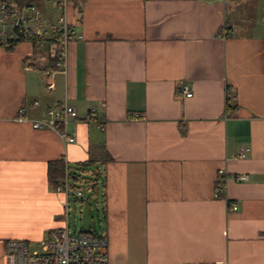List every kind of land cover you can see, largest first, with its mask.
Listing matches in <instances>:
<instances>
[{
  "label": "crops",
  "instance_id": "obj_1",
  "mask_svg": "<svg viewBox=\"0 0 264 264\" xmlns=\"http://www.w3.org/2000/svg\"><path fill=\"white\" fill-rule=\"evenodd\" d=\"M69 17L65 70L0 45V264L7 239L64 225L61 158L102 170L109 264H264V0H70ZM64 105L74 142L32 125Z\"/></svg>",
  "mask_w": 264,
  "mask_h": 264
},
{
  "label": "built area",
  "instance_id": "obj_2",
  "mask_svg": "<svg viewBox=\"0 0 264 264\" xmlns=\"http://www.w3.org/2000/svg\"><path fill=\"white\" fill-rule=\"evenodd\" d=\"M55 10V15L47 12L39 3L17 6L9 0H0V41L21 39L28 41L39 50H44L45 42L49 41L48 58L55 60L58 70H65L70 43L83 39L81 33L76 32L69 17L70 0H46ZM51 84L47 85L50 89ZM179 96L192 97L189 86H179ZM39 105V101H34ZM26 108L18 109L17 121H25ZM94 110L88 114L93 118ZM78 117L77 111L68 105L61 108L47 110V117L34 120L32 125L36 129L48 127L55 130L63 141L74 142L67 125L70 118ZM249 149L239 153L245 158ZM228 174L224 169L217 171L214 197L224 199L225 184ZM236 179L245 181L248 175L239 174ZM63 193L67 200L64 205V225L53 229L46 237L37 242L24 239H7L5 241V256L7 264H109L107 246L108 239L104 232L79 231L72 232L69 221L70 200H84L83 191L75 187L71 181L68 165L65 175L55 188ZM232 210H237V204H231Z\"/></svg>",
  "mask_w": 264,
  "mask_h": 264
},
{
  "label": "trees",
  "instance_id": "obj_3",
  "mask_svg": "<svg viewBox=\"0 0 264 264\" xmlns=\"http://www.w3.org/2000/svg\"><path fill=\"white\" fill-rule=\"evenodd\" d=\"M6 1V0H3ZM12 4H15L17 6H24L29 5L35 0H9ZM37 2V1H35ZM39 3V2H38ZM19 42H21V39L16 40H9L7 42H1L0 45L7 48V49H13ZM50 42L46 41L44 50H41L45 54H48V46ZM37 49V48H36ZM49 60L52 63V66L57 69L55 60L52 58H49ZM230 98H228L226 106H225V113L234 114L237 108V105L230 103ZM96 163L95 160H89L87 162L77 164L74 166H69V164L65 161L64 158L54 160L49 162L48 164V180L50 184L54 187V189L57 187V185L60 184L62 178L65 175V169L66 164L69 168V173L71 176V181L73 182L75 187H79V183H82L86 177L91 176V178L87 179L89 183L90 188H92L95 192V194H98V185L99 182L102 183L103 186V178H102V170L97 168L95 170H91L90 167Z\"/></svg>",
  "mask_w": 264,
  "mask_h": 264
},
{
  "label": "rangeland",
  "instance_id": "obj_4",
  "mask_svg": "<svg viewBox=\"0 0 264 264\" xmlns=\"http://www.w3.org/2000/svg\"><path fill=\"white\" fill-rule=\"evenodd\" d=\"M37 3V2H36ZM91 170H95L96 166L92 165ZM79 183L80 189L83 191L84 200H70V228L72 232L79 231H97L105 226L104 209H105V189L99 182L98 194L90 188L87 179ZM231 205V204H230Z\"/></svg>",
  "mask_w": 264,
  "mask_h": 264
}]
</instances>
